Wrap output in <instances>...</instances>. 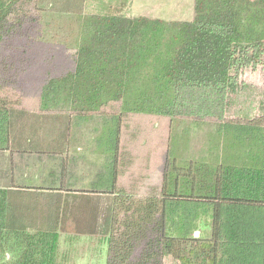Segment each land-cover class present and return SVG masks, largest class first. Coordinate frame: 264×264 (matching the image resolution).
<instances>
[{
    "label": "trees",
    "instance_id": "1",
    "mask_svg": "<svg viewBox=\"0 0 264 264\" xmlns=\"http://www.w3.org/2000/svg\"><path fill=\"white\" fill-rule=\"evenodd\" d=\"M83 1L0 0V48L28 6L73 63L32 103L0 75V264H69L82 237L105 264H264V98L229 114L244 71L262 67L264 95V0H187L174 19ZM148 121L160 148L139 155Z\"/></svg>",
    "mask_w": 264,
    "mask_h": 264
},
{
    "label": "rangeland",
    "instance_id": "2",
    "mask_svg": "<svg viewBox=\"0 0 264 264\" xmlns=\"http://www.w3.org/2000/svg\"><path fill=\"white\" fill-rule=\"evenodd\" d=\"M175 11L182 6V3ZM181 1V0H180ZM186 1V0H185ZM83 12L92 14H109V15H126V16H143L167 18L166 14L159 15L158 9L164 6V0H84ZM157 2L160 3L157 8ZM186 6H183L185 8ZM25 8L26 20H23V28L16 33L8 42L0 48V61H6L7 65L0 68V75L11 77V83L5 80L3 82L4 92H15L16 95L29 93V103H32L34 96H37L41 86L50 77H56L69 71L73 67L71 53L64 47L56 44V40L63 37L62 29L57 26L58 20L51 16L47 19L49 32L56 34L54 42L49 41L48 36H44V24L40 21L37 10ZM187 8H185L186 11ZM29 10V14L27 13ZM157 11V12H156ZM174 16L177 15L174 12ZM183 16H186L184 13ZM29 17H34V21H29ZM54 30V31H53ZM44 36L45 38H42ZM262 67L246 70L241 75V80L249 84L250 89L243 91L237 98L230 115L250 116L259 114L261 103L263 102V83L261 77ZM27 102V101H26ZM149 122V121H148ZM152 125V127L150 126ZM155 125L156 127H154ZM158 124L151 121L147 123V133L149 138L137 142V154L142 155L155 151L160 148L161 128ZM163 127V125H161ZM160 130H157V129ZM163 132H166L164 127ZM206 130L201 129L196 138L191 141V152L197 153L204 142ZM166 134V133H165ZM82 246H84L82 244ZM86 246V245H85Z\"/></svg>",
    "mask_w": 264,
    "mask_h": 264
},
{
    "label": "crops",
    "instance_id": "3",
    "mask_svg": "<svg viewBox=\"0 0 264 264\" xmlns=\"http://www.w3.org/2000/svg\"><path fill=\"white\" fill-rule=\"evenodd\" d=\"M181 3L184 4L182 6H185L187 5L188 2L187 0L176 1V5H177L176 8H178ZM156 4H157V8H159L160 3L157 2ZM174 10H175L174 0H164V6L158 9L157 11H159L160 13L159 15H161L162 13L167 15L166 16L167 18H163V19H174L177 17H181V13L183 9L181 7L178 8L176 10L177 11L176 16L173 15ZM143 16H150V15H143ZM105 243L106 241L104 239H98L95 237L93 238L82 237L75 244L77 248L75 249L76 254L70 257L69 264H105ZM82 244L84 246H82Z\"/></svg>",
    "mask_w": 264,
    "mask_h": 264
}]
</instances>
